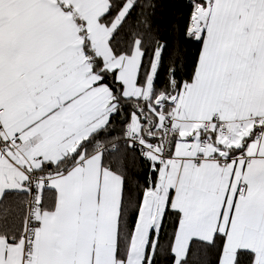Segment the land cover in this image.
I'll use <instances>...</instances> for the list:
<instances>
[{
  "label": "snow or ice",
  "instance_id": "snow-or-ice-1",
  "mask_svg": "<svg viewBox=\"0 0 264 264\" xmlns=\"http://www.w3.org/2000/svg\"><path fill=\"white\" fill-rule=\"evenodd\" d=\"M0 264H264V0H0Z\"/></svg>",
  "mask_w": 264,
  "mask_h": 264
}]
</instances>
